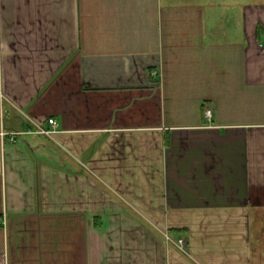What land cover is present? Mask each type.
<instances>
[{
  "label": "crops",
  "instance_id": "obj_1",
  "mask_svg": "<svg viewBox=\"0 0 264 264\" xmlns=\"http://www.w3.org/2000/svg\"><path fill=\"white\" fill-rule=\"evenodd\" d=\"M0 92V264H264V0H0Z\"/></svg>",
  "mask_w": 264,
  "mask_h": 264
},
{
  "label": "built area",
  "instance_id": "obj_2",
  "mask_svg": "<svg viewBox=\"0 0 264 264\" xmlns=\"http://www.w3.org/2000/svg\"><path fill=\"white\" fill-rule=\"evenodd\" d=\"M156 70L152 71V74H156ZM0 97H2V94L0 92ZM204 114L207 118H209L211 116V109L210 108H206L205 111H204ZM48 122L52 125L51 128H45V127H42L40 125H37L38 127V131L39 133H42V134H45V135H51L52 133L55 132V129H56V126H57V123L56 121L53 119V118H49L48 119ZM11 140L13 141V137H11ZM166 237L172 241L173 243H175L181 250H184V246H185V241L183 240V238H179L177 239V241H174L172 240L169 235L166 234Z\"/></svg>",
  "mask_w": 264,
  "mask_h": 264
}]
</instances>
